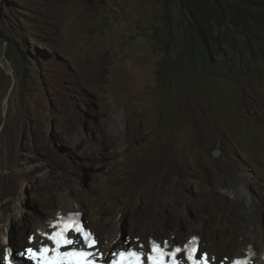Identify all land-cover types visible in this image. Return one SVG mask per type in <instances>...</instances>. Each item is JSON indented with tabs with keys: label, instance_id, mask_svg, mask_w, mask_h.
<instances>
[{
	"label": "rangeland",
	"instance_id": "374dc122",
	"mask_svg": "<svg viewBox=\"0 0 264 264\" xmlns=\"http://www.w3.org/2000/svg\"><path fill=\"white\" fill-rule=\"evenodd\" d=\"M113 111L123 113L119 135L110 128ZM103 133L124 144L118 163L104 145L99 159L76 151ZM171 154L196 174L194 187L214 184L213 170L226 180L227 164L264 185V9L236 0H0L3 212L43 214L45 201L58 204L66 192L86 202L120 186L130 204L150 201L146 225L130 227L141 239L160 209L181 205V175H167ZM150 155H158L156 167L146 165ZM82 212L98 238L111 229L86 205ZM213 228L198 235L219 248ZM31 229L21 233H29L27 245Z\"/></svg>",
	"mask_w": 264,
	"mask_h": 264
},
{
	"label": "bare ground",
	"instance_id": "6f19581e",
	"mask_svg": "<svg viewBox=\"0 0 264 264\" xmlns=\"http://www.w3.org/2000/svg\"><path fill=\"white\" fill-rule=\"evenodd\" d=\"M70 113L71 110L67 113V118L71 117ZM123 118L122 112H112L110 128L113 133L117 135L122 133L124 129ZM206 140L208 146L211 147L213 145L211 138ZM116 144L117 146L114 147ZM100 145L110 148L106 152V156L111 164L119 162V154L124 152L125 146L123 143H119L118 138L114 139L108 133L101 135L100 143L91 142L86 145V151L81 152L78 142L75 149L82 153L85 158L99 159L98 149H100ZM156 161H158V155H150L146 165L150 168L156 167ZM167 161L169 166L167 175L171 170L179 171L181 175L182 181L174 187L177 189L176 201H181V205L160 209V215L155 225L157 228H152L147 236L140 234L141 239H135L138 235H131L130 233V227L135 226L134 222L136 226L146 225L147 219L153 211L148 204L149 199L146 195L141 196L140 201L138 199L139 202L137 201L136 204H130V196L121 194L120 186H115L104 189L101 194L96 196L95 200L88 199L84 202L77 193L69 191L64 194V197H61L62 200L58 204L45 201L44 203L49 206L43 214L31 212L32 214L27 213V215L19 218L13 211L7 215L0 209V220L3 225L2 231H0V248L3 247L0 258L5 260L7 248L14 246L17 241L20 243L25 241L24 244H26L29 233H26L25 238H21V233L24 227L30 223L32 224V246L38 247V244L46 242L41 233L43 231L51 232L53 228L50 224L54 223L60 215H66L72 211H83L86 205L87 211L96 214V217L99 218L106 217V220L112 225L111 229L101 232L99 238L96 235V240L100 241L97 247L100 248V252L105 254V259L111 258L114 251L125 249L128 246L138 248L143 251L144 255H147L150 251V238L154 237L155 233L157 237L154 238L160 241H168L171 247L175 244L183 246L193 236L198 235L202 228L211 224L215 227L213 229L216 232L213 235L222 244L219 248H215L210 245V242L203 240L199 255L205 252L210 261L214 264H220L225 255L230 261L235 257L246 256L251 250L254 252L252 262L264 264V222L259 217V211L264 208V185L261 186L248 169L244 167L232 168L227 164L226 180L217 178L218 172L213 170L214 184L209 185L202 181L200 186L194 187V177L197 176L192 171L187 174L188 169L184 161L179 160L176 155L170 156ZM261 179L264 180V174ZM118 180L117 183L121 179ZM10 202L8 199L7 208L12 210ZM164 215H167V218L163 217ZM170 222L176 223V226L169 233H165L163 230L167 224H171ZM14 228L17 230V234L14 233ZM200 239L202 238L200 237ZM136 240L144 243L142 248L134 245L139 244Z\"/></svg>",
	"mask_w": 264,
	"mask_h": 264
},
{
	"label": "snow or ice",
	"instance_id": "6c2138e0",
	"mask_svg": "<svg viewBox=\"0 0 264 264\" xmlns=\"http://www.w3.org/2000/svg\"><path fill=\"white\" fill-rule=\"evenodd\" d=\"M50 226L53 228L51 233H41L44 239L52 242L55 247H48L43 244L38 250L29 247L26 251L28 259L35 264H97L95 253L91 251L97 243L90 231H86L78 222L75 214L67 217H59ZM72 232L78 234L83 239L84 248L77 249L79 241L68 238ZM196 237H192L183 246L170 248L168 241L157 242L149 241V254L147 255V264H180L178 255L183 252L189 264H209L207 254L197 256ZM72 248L71 251H63L62 247ZM143 246L141 245V248ZM88 249V250H85ZM10 254V249L6 251L5 259ZM114 259L110 264H145L144 253L142 250L128 249L113 253ZM107 264V262H106ZM232 264H248L247 260H234Z\"/></svg>",
	"mask_w": 264,
	"mask_h": 264
},
{
	"label": "trees",
	"instance_id": "16d2710c",
	"mask_svg": "<svg viewBox=\"0 0 264 264\" xmlns=\"http://www.w3.org/2000/svg\"><path fill=\"white\" fill-rule=\"evenodd\" d=\"M251 9H264V0H236Z\"/></svg>",
	"mask_w": 264,
	"mask_h": 264
},
{
	"label": "clouds",
	"instance_id": "9594fccd",
	"mask_svg": "<svg viewBox=\"0 0 264 264\" xmlns=\"http://www.w3.org/2000/svg\"><path fill=\"white\" fill-rule=\"evenodd\" d=\"M69 213H81L82 214V217H83V212L82 211H72V212H68L66 215H60L59 217H65V216H67ZM58 217V218H59ZM56 221V220H55ZM83 221H84V224H85V226L87 227V228H89V229H91L90 228V226L86 223V221H85V219H84V217H83ZM92 230V229H91ZM53 231V230H52ZM51 231V232H52ZM44 232V231H43ZM51 232H45V233H51ZM92 232L94 233V231L92 230ZM94 235H95V238H96V234L94 233ZM195 236H198V235H195ZM198 237H200V236H198ZM152 238H154V237H151L150 239H152ZM154 239H156V238H154ZM31 240H33V238H31ZM98 241V240H97ZM201 241H202V239H201ZM46 242H48V240H46ZM178 245V244H177ZM11 247V246H10ZM13 248V247H12Z\"/></svg>",
	"mask_w": 264,
	"mask_h": 264
},
{
	"label": "water",
	"instance_id": "95a60500",
	"mask_svg": "<svg viewBox=\"0 0 264 264\" xmlns=\"http://www.w3.org/2000/svg\"><path fill=\"white\" fill-rule=\"evenodd\" d=\"M220 154V150L219 149H215L214 151H213V155L214 156H218Z\"/></svg>",
	"mask_w": 264,
	"mask_h": 264
}]
</instances>
